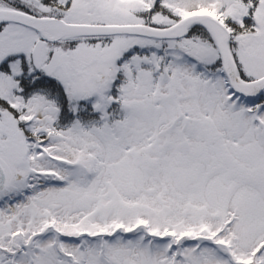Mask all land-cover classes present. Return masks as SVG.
I'll return each instance as SVG.
<instances>
[{"label":"snow or ice","instance_id":"snow-or-ice-1","mask_svg":"<svg viewBox=\"0 0 264 264\" xmlns=\"http://www.w3.org/2000/svg\"><path fill=\"white\" fill-rule=\"evenodd\" d=\"M0 264H264V0H0Z\"/></svg>","mask_w":264,"mask_h":264}]
</instances>
